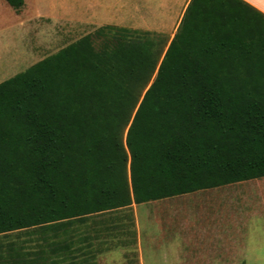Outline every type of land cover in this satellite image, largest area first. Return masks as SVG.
<instances>
[{
	"label": "trees",
	"instance_id": "16d2710c",
	"mask_svg": "<svg viewBox=\"0 0 264 264\" xmlns=\"http://www.w3.org/2000/svg\"><path fill=\"white\" fill-rule=\"evenodd\" d=\"M128 125L129 142L155 145L129 157ZM154 150L187 168L160 174ZM261 176L264 14L251 6L192 0L168 44L103 26L0 82V264H83L92 215Z\"/></svg>",
	"mask_w": 264,
	"mask_h": 264
},
{
	"label": "crops",
	"instance_id": "0c3cea01",
	"mask_svg": "<svg viewBox=\"0 0 264 264\" xmlns=\"http://www.w3.org/2000/svg\"><path fill=\"white\" fill-rule=\"evenodd\" d=\"M29 1L44 4V11L37 8L34 14L25 15L23 9L27 7ZM222 1L230 6L245 9L251 6L264 14V0ZM24 2L23 9L18 13L6 0H0V34H11L18 28H24V34H28L33 30L34 17H45L68 24L73 32L83 35L93 33L103 26H114L158 34L167 38L168 44L178 31L192 0H24ZM11 63L10 60L7 66L12 67ZM241 181L233 183L243 184ZM222 186H216L222 194L230 193L238 187L226 190L222 189ZM211 188L215 187L198 190L209 191ZM198 190L132 202L127 206L90 216L80 224V233L86 237L84 244H90L95 250V256L88 253L80 256V260L84 259L83 264L93 262L147 264V261L148 264H162L161 262L167 261L168 264H227L226 252L230 248L226 246L224 235L225 220H222L221 227L218 215H215L217 221L213 218L206 225L195 223L190 218L179 216L178 211L185 203L166 202ZM140 205L145 208L140 210ZM166 239L168 242L163 248L162 257L156 259L154 250L157 245L160 249L162 240ZM11 240L21 242L17 237L4 241ZM119 248L122 250L121 258L111 253ZM167 250L170 252L169 256L165 253ZM146 251L148 255H145Z\"/></svg>",
	"mask_w": 264,
	"mask_h": 264
},
{
	"label": "rangeland",
	"instance_id": "374dc122",
	"mask_svg": "<svg viewBox=\"0 0 264 264\" xmlns=\"http://www.w3.org/2000/svg\"><path fill=\"white\" fill-rule=\"evenodd\" d=\"M37 8L44 11V4H34L29 1L23 11L25 15L29 16L32 13L34 14ZM13 10L20 13V10L14 7ZM32 25L33 30L29 31L28 34H24V28L15 29L11 34H0V73H2L0 81L15 75L84 36L83 34L73 32V29L68 24L60 23L55 19L49 20L45 17H34ZM10 60L12 61L11 64H13L12 67L7 66ZM129 128L128 125L121 130L123 144L129 157H131V150L138 149L140 152H143L155 145L156 142H151L153 136L143 138L140 135H132L129 142L127 139ZM155 130L163 134L160 126L157 125ZM152 152L153 155L148 160L151 164L149 166L154 167L162 175L171 176L172 170L179 169L181 166L187 168L180 161L177 162V160L171 159L164 150L160 152L154 150ZM214 158L224 160L225 156L223 153H219ZM126 164V179L129 180L128 184L131 187L130 171L132 169L130 167V158ZM134 164H137L136 166L138 167L140 161L135 160ZM195 169H199L198 165L195 168L186 169V174L193 177ZM134 175L145 177L146 170L139 169ZM241 182L243 184L231 183L223 185L222 189L226 190H232L238 186L237 189L227 194H222V192L218 191L219 187H215L208 189L209 191L198 190L188 195H180L166 202L174 203L177 201L178 203H185V206H181L182 208L178 211V214L182 218L194 220L195 223L206 225L211 219L215 218V215H218L219 218L217 219L220 221L221 227L223 224L222 220H225L223 224L224 235L226 237V246L230 248L226 252L228 258L227 264H240L242 262L264 264V177ZM192 196H197V198ZM139 208L143 210L145 207L140 205ZM217 219L215 218L216 221ZM158 242L156 243L158 244ZM167 242V239L162 240L160 249L157 245V248L154 250L156 259H161L164 252L163 248ZM111 253L121 258L122 250L120 248L115 249ZM165 253L168 256L170 254L169 250L165 251ZM145 255H148L147 251ZM161 263L168 264V261Z\"/></svg>",
	"mask_w": 264,
	"mask_h": 264
}]
</instances>
